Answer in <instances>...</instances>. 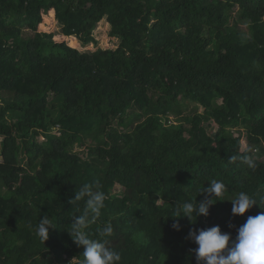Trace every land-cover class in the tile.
<instances>
[{
  "label": "trees",
  "instance_id": "1",
  "mask_svg": "<svg viewBox=\"0 0 264 264\" xmlns=\"http://www.w3.org/2000/svg\"><path fill=\"white\" fill-rule=\"evenodd\" d=\"M0 136V264H80L84 184L106 194L86 232L110 222L119 264H196L190 230L235 239L264 212V0H0ZM213 179L224 201L173 229ZM239 192L262 209L233 217Z\"/></svg>",
  "mask_w": 264,
  "mask_h": 264
},
{
  "label": "clouds",
  "instance_id": "2",
  "mask_svg": "<svg viewBox=\"0 0 264 264\" xmlns=\"http://www.w3.org/2000/svg\"><path fill=\"white\" fill-rule=\"evenodd\" d=\"M241 160L249 168H255L256 163L249 155L230 156L228 162ZM228 191V187L220 180H211L206 188H202L200 193L204 199L200 202H185L180 209L176 210V218L186 217L189 222L193 218L209 215V208L214 203L212 201H224L223 196ZM106 194L100 190L98 184H84L79 191L75 192L74 198L69 201L83 202V210L80 214L71 216L70 228L66 230L77 247L82 248L80 264H119L121 255L109 246L108 238L113 234L111 223H105L97 229L98 238H90L86 229L94 224L105 208ZM232 204L231 215L243 216L245 212L260 204L256 199L245 192H239L235 197L228 200ZM261 208V207H260ZM262 209V208H261ZM59 211V210H58ZM192 223V222H191ZM173 229L179 231L178 221L172 225ZM229 227H233L229 225ZM55 229L56 224L48 214L39 218L35 227V235L43 243L49 238V229ZM188 239L193 241L197 247L193 249L196 264H264V212L256 216H248L246 221L236 229L235 239L231 233L222 232L220 227L190 230Z\"/></svg>",
  "mask_w": 264,
  "mask_h": 264
},
{
  "label": "rangeland",
  "instance_id": "3",
  "mask_svg": "<svg viewBox=\"0 0 264 264\" xmlns=\"http://www.w3.org/2000/svg\"><path fill=\"white\" fill-rule=\"evenodd\" d=\"M242 27L244 28V26L242 25ZM55 28L57 29V31H59V26H55ZM106 29H107V25L104 22V20H102L99 24H97V26L95 27V29L93 30V35L96 37L98 41V45L108 48V47H112L115 43L114 39H111L108 37V35L106 34ZM92 46V44H81V42L78 43V49L80 51H87L88 49H90V47ZM234 135H237V131H233ZM211 135L214 133V131L210 132ZM1 139L2 137L0 136V145H1ZM38 141H42L43 137H37ZM243 146L246 145L245 142H243L242 144ZM1 148V147H0ZM74 150H80L77 146L74 147ZM0 160H1V154H0ZM116 190H118V188L116 187Z\"/></svg>",
  "mask_w": 264,
  "mask_h": 264
}]
</instances>
